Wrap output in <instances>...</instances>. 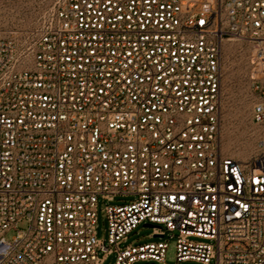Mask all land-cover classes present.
<instances>
[{"label":"built area","instance_id":"built-area-1","mask_svg":"<svg viewBox=\"0 0 264 264\" xmlns=\"http://www.w3.org/2000/svg\"><path fill=\"white\" fill-rule=\"evenodd\" d=\"M231 39L253 49L246 161L222 150ZM140 224L176 235L173 264H264V0H55L0 38V264H169L168 241L124 245Z\"/></svg>","mask_w":264,"mask_h":264},{"label":"rangeland","instance_id":"rangeland-1","mask_svg":"<svg viewBox=\"0 0 264 264\" xmlns=\"http://www.w3.org/2000/svg\"><path fill=\"white\" fill-rule=\"evenodd\" d=\"M55 0H0V38L12 39L19 46L40 31L45 14L53 7ZM249 42L231 39L225 42L223 49L224 79L222 107V150L225 156L246 161L255 153L259 128L251 116L252 102L248 96V74L252 55ZM131 197H115L113 204H124ZM105 203L100 201L98 209L97 236L108 241L109 223L104 211ZM28 221L23 220L17 228L26 229ZM153 229L143 224L138 225L127 235L125 244H144L159 240L168 241L165 260L173 264L176 260V235H167L159 239L151 236ZM176 234V233H175ZM16 229L7 232L6 237L12 239ZM199 241L200 238H191ZM206 242H211L207 241ZM115 255H109L104 264H112Z\"/></svg>","mask_w":264,"mask_h":264},{"label":"water","instance_id":"water-1","mask_svg":"<svg viewBox=\"0 0 264 264\" xmlns=\"http://www.w3.org/2000/svg\"><path fill=\"white\" fill-rule=\"evenodd\" d=\"M147 226H151V225L147 224Z\"/></svg>","mask_w":264,"mask_h":264}]
</instances>
